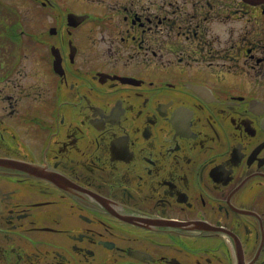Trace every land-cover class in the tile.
I'll list each match as a JSON object with an SVG mask.
<instances>
[{"label":"flooded vegetation","instance_id":"af4514ba","mask_svg":"<svg viewBox=\"0 0 264 264\" xmlns=\"http://www.w3.org/2000/svg\"><path fill=\"white\" fill-rule=\"evenodd\" d=\"M0 264H264V0H0Z\"/></svg>","mask_w":264,"mask_h":264}]
</instances>
